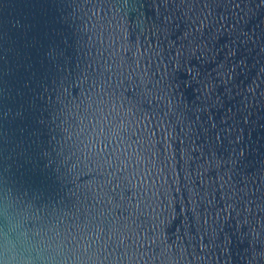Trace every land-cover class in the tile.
I'll return each mask as SVG.
<instances>
[{
    "label": "water",
    "instance_id": "1",
    "mask_svg": "<svg viewBox=\"0 0 264 264\" xmlns=\"http://www.w3.org/2000/svg\"><path fill=\"white\" fill-rule=\"evenodd\" d=\"M0 264H264V0H0Z\"/></svg>",
    "mask_w": 264,
    "mask_h": 264
}]
</instances>
